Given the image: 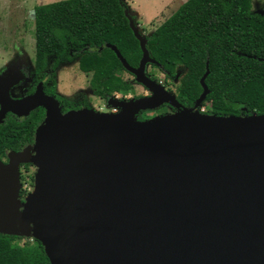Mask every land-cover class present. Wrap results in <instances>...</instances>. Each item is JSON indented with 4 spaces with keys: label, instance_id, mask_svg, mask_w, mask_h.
<instances>
[{
    "label": "water",
    "instance_id": "obj_1",
    "mask_svg": "<svg viewBox=\"0 0 264 264\" xmlns=\"http://www.w3.org/2000/svg\"><path fill=\"white\" fill-rule=\"evenodd\" d=\"M125 14L138 67L106 47L149 96L61 113L40 88L21 101L0 88V123L45 109L32 143L0 160V234L38 241L50 264H264V114L199 112L207 66L194 106L179 110L147 76L156 62ZM163 104L178 110L137 119ZM27 164L33 191L20 197Z\"/></svg>",
    "mask_w": 264,
    "mask_h": 264
},
{
    "label": "trees",
    "instance_id": "obj_2",
    "mask_svg": "<svg viewBox=\"0 0 264 264\" xmlns=\"http://www.w3.org/2000/svg\"><path fill=\"white\" fill-rule=\"evenodd\" d=\"M256 0H186L168 19L146 37V48L156 69L174 79L178 67L195 72L208 89L203 114L239 116L264 114V15L253 10ZM123 0H61L34 8L35 64L77 62L89 76L92 95L108 100L134 92L115 46L126 62L138 67L142 57L125 11ZM128 73V72H127ZM129 74V73H128ZM193 96L181 90L178 99L192 106ZM61 113L78 108L64 100ZM43 110H34L23 120L7 118L0 125V157L8 149L31 144ZM139 121H142L137 116ZM27 166V165H26ZM33 180V178L31 179ZM32 183V182H31ZM26 195L20 191V197ZM0 264H50L36 240L0 234Z\"/></svg>",
    "mask_w": 264,
    "mask_h": 264
},
{
    "label": "rangeland",
    "instance_id": "obj_3",
    "mask_svg": "<svg viewBox=\"0 0 264 264\" xmlns=\"http://www.w3.org/2000/svg\"><path fill=\"white\" fill-rule=\"evenodd\" d=\"M61 0H0V65L15 59L35 61L34 30V8L37 5L49 4ZM127 6L129 15L134 19L140 34L144 37L150 36L155 28L169 18L186 0H123ZM264 9V0L253 2V10L261 12ZM159 25V26H160ZM158 26V27H159ZM151 74V75H148ZM117 74L132 83L134 78L127 72L119 69ZM146 74L149 78L155 77V81L161 84L164 90L174 97L183 90L193 96L199 94V75L189 72L183 67L177 69L175 79H167L161 75L155 66L148 65ZM56 83L58 93L74 102L82 104L85 102L91 109L99 112H115L109 107L107 100H102L92 95L89 87V76L78 69L77 62L62 64L56 72ZM134 84V83H133ZM148 93L142 86L134 84V92L127 94L124 98H133ZM117 99L122 95L114 94ZM203 103L199 112L206 110ZM165 109L146 111L141 114V119L152 120L164 116ZM31 167L22 170L21 184H27L33 191V180L35 168ZM32 182V183H31ZM31 191V192H32ZM29 192V193H31ZM27 196V195H25ZM23 196V197H25Z\"/></svg>",
    "mask_w": 264,
    "mask_h": 264
},
{
    "label": "flooded vegetation",
    "instance_id": "obj_4",
    "mask_svg": "<svg viewBox=\"0 0 264 264\" xmlns=\"http://www.w3.org/2000/svg\"><path fill=\"white\" fill-rule=\"evenodd\" d=\"M132 21L134 22L133 18H132ZM157 27L155 28V30L157 29ZM18 58L13 60V61L11 60L9 62H5L4 64L0 65V88L1 87L2 88L7 87V93H8L9 97L12 100H15V101L24 100L27 97L32 96L36 92V90L38 88H40L44 95H46L48 97H51V98H54L58 102L60 110L63 108V104L62 103H63L64 100L72 103L73 106L78 107V108H74V109H68L66 111L77 110V109H81V108H85V107L86 108H91L85 102H82V104H74V102H72L70 100H67L66 98H63V96H61L58 93V91H57V83H56V72H57V70H59V68L61 67L62 64L56 65L55 62L47 61V62H45L44 68L41 69V70H38L37 67H36L35 61H33V63H32V61L24 60V59H18ZM150 65L153 66L155 64H150ZM148 75H151V74L148 73ZM161 75H163V74H161ZM131 76L134 78L133 75H131ZM152 76L157 77V75H152ZM176 76H177V74H176ZM155 77H151V79L155 81ZM133 83L137 84L134 81H133ZM137 85H139V84H137ZM146 91L148 93H145V94L140 95V96L136 95L135 97H133V99L141 98V97H144V96H149L150 95L149 91L148 90H146ZM175 98H176V100L178 101V103L180 105V107L178 108L179 110L180 109H184V108H192L194 106V104L192 106H189L187 102H185V103L181 102L178 99V94L176 95ZM120 99H129V98H124L122 96V98H120ZM39 108H42V107H39ZM161 108L165 109L166 113H174V112H176L178 110V109H176L174 107H171L168 104H163L159 109H161ZM36 109H38V108H36ZM42 110H43V118H42V121H43V119L45 117V109L42 108ZM33 111H31L27 116H21V117L16 115V114H13V113L9 112V113L6 114V116L4 117V119L2 120V123H0V125H3L4 122L7 120V118L8 119L11 118L12 121L23 120V119L27 118ZM113 111L116 112L117 110L113 109ZM142 113L143 112L139 113L138 117H141ZM40 123L41 122H39V124ZM25 145H27V144H24L19 150H21ZM19 150H17V151H19ZM17 151L8 149L7 151H5L4 155H2L0 157V160L2 162L6 163L9 153L17 152ZM29 167H31L29 164H27V166L26 165H21L20 166V169H19V171H20V181L22 179V173H21L22 170L23 169H27Z\"/></svg>",
    "mask_w": 264,
    "mask_h": 264
},
{
    "label": "built area",
    "instance_id": "obj_5",
    "mask_svg": "<svg viewBox=\"0 0 264 264\" xmlns=\"http://www.w3.org/2000/svg\"><path fill=\"white\" fill-rule=\"evenodd\" d=\"M114 96V95H113ZM205 110L200 111L201 113H204ZM22 190L26 192V195L29 194V192L32 191V188H30L27 184L22 185Z\"/></svg>",
    "mask_w": 264,
    "mask_h": 264
},
{
    "label": "bare ground",
    "instance_id": "obj_6",
    "mask_svg": "<svg viewBox=\"0 0 264 264\" xmlns=\"http://www.w3.org/2000/svg\"><path fill=\"white\" fill-rule=\"evenodd\" d=\"M31 157L32 158L34 157V151L32 152ZM20 232L23 233L21 230H20Z\"/></svg>",
    "mask_w": 264,
    "mask_h": 264
}]
</instances>
